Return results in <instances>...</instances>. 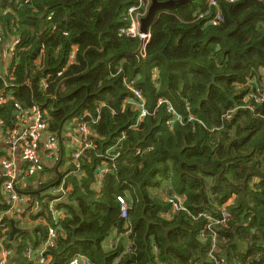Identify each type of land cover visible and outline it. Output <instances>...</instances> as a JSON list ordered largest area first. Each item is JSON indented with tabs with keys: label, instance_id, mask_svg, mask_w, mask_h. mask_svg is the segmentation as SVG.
<instances>
[{
	"label": "trees",
	"instance_id": "obj_1",
	"mask_svg": "<svg viewBox=\"0 0 264 264\" xmlns=\"http://www.w3.org/2000/svg\"><path fill=\"white\" fill-rule=\"evenodd\" d=\"M148 1L136 10L141 39L125 33L139 0H0V157L10 153L1 136L21 131L31 109L55 140L67 126L89 129L91 146L61 173L66 216L49 264L76 254L92 264H209L213 235L219 264H264V0L158 8L142 31ZM221 208L225 221L209 222ZM8 219L9 242L11 221L19 225ZM14 235L21 253L31 238Z\"/></svg>",
	"mask_w": 264,
	"mask_h": 264
},
{
	"label": "built area",
	"instance_id": "obj_2",
	"mask_svg": "<svg viewBox=\"0 0 264 264\" xmlns=\"http://www.w3.org/2000/svg\"><path fill=\"white\" fill-rule=\"evenodd\" d=\"M144 6L143 0H139V4L131 6L129 8V16L131 19V26L125 30V33L129 36H135L139 35L141 39H145L148 34L146 33H140L139 32V24H140V17L142 14L137 10V8H140ZM219 17L216 16V19ZM213 22H216L215 20ZM12 50V47H11ZM171 110V108H169ZM31 112V111H30ZM144 113V111L142 110ZM25 119V116H24ZM48 125L46 116L44 115L43 112H40L39 110L35 112V121L32 123L31 126L27 128H23L22 130L15 132L17 136L13 138L12 143L9 140V134L8 133L6 136H1L3 138V144H11L12 149L11 153H13L16 150H19L20 147L22 146V150L25 156V152H33L35 145L30 144L31 141L41 139L43 137V130L45 127ZM74 131L77 132L78 135H82L83 137L80 138V141L83 144H86V149L91 146L90 140H86L85 135H88L89 132H87L86 127L80 126L78 128H73ZM72 131V130H71ZM42 132V135H41ZM40 135V137H39ZM44 139V138H43ZM17 141H21L20 143H17ZM17 143V144H16ZM48 146V145H47ZM20 149V151H21ZM46 149V148H45ZM48 150V148H47ZM49 152L47 153V156L49 157ZM79 153H75L74 150L71 151L70 153V159H76ZM31 157H28L29 159ZM18 167L13 160V158H7L5 156L0 157V188L3 192V194H8V199H6V204L8 205L7 211L4 213L3 217L5 214L9 215H15L17 214V217L19 219L20 223L25 222V218L28 215V213L31 211L28 208H20L18 207V202L19 201H25V196L19 194V188L24 187V181L23 179H17L16 176L23 174L24 176L27 174H24V172L17 170ZM32 171V170H31ZM102 172H99L100 178L101 175L105 172H107L106 169H102ZM19 182V187L18 190L16 189L15 185ZM60 187V190L62 191V196L59 198L52 197L51 200L48 202L49 207L47 206V210L49 213L53 214L54 212V206L57 202L65 199L64 193L68 192L67 188L63 186V181L61 184L58 186ZM53 191V190H52ZM118 202H119V211L121 216L124 218L126 216V210L128 208V203L126 199L123 196H117ZM171 200V199H170ZM173 208H179L181 203L178 204L177 202L180 201H175L173 200ZM33 205V203L31 204ZM3 217L2 220L0 219V232L2 233V238H5L6 235V227L5 224L3 223ZM41 218V217H39ZM53 218V217H52ZM209 222H216V223H223L226 219V209L221 208L220 211V219L215 220L211 216H206ZM57 224L56 221L53 219V223H48L47 224V232L45 235V238L41 241L40 245H38L36 248H34V245L29 242L26 246L23 247L22 249V262L25 260L27 261L26 263L30 264H47L48 263V258H47V250L48 248L54 246L56 236H57V231L55 230L54 226ZM204 233L202 232L201 235ZM214 252H216V244L214 241V235H213V240H212V250L209 252V259L211 262L209 264H219V260L216 258ZM8 256H9V250L5 248L4 246H0V264H13L12 262L8 261ZM92 264L91 261L86 258L85 256L81 254H76L69 264Z\"/></svg>",
	"mask_w": 264,
	"mask_h": 264
},
{
	"label": "crops",
	"instance_id": "obj_3",
	"mask_svg": "<svg viewBox=\"0 0 264 264\" xmlns=\"http://www.w3.org/2000/svg\"><path fill=\"white\" fill-rule=\"evenodd\" d=\"M65 129H69L70 130V127L67 126V127H65ZM40 145H42V144H40ZM55 145H56V148H58L59 151H61L63 153L62 160L63 161L66 160L65 161L66 163L65 162L62 163L61 167L64 166L63 169L65 170V173L67 172V174L70 175L71 173H70L69 170L71 168L69 166H67L68 165L67 162H68V158H69V154H70V149L68 148V144L62 142L60 144H55ZM64 146L66 147V149L64 148ZM4 148H8L9 151H10L9 154H11L10 146L9 147L5 146ZM21 148H22V146L20 147V149ZM20 149H19V151H20ZM42 149L43 148L41 147L39 151H41ZM43 151H44V149H43ZM43 151H41L39 153L40 155L38 154V156H42L41 154H43ZM21 152H23L22 149H21ZM13 153L15 155L14 158L18 161L17 162V167L21 168V169H25V166H26V162H25L26 158H25V156H24V158H20V155H19L17 150L14 151ZM56 153H57V151H56ZM46 155H47V153H45V156ZM6 157H8V156L6 155ZM28 164L29 165L35 164V160L33 158H30L29 161H28ZM45 165H47V162H44L42 164L43 168H42V170L40 172L39 178L36 180L37 184L33 183L32 182L33 180L30 181L31 179H29L28 177L25 180H23L24 183L26 182V185L28 184L29 188H31V190H33V191H29L30 193L25 196V201H19L18 202V207H20V208H28L33 203V210L36 213H30L29 212L30 214L28 213L29 214L28 218L26 219V221L24 220L25 222H23V223L19 222L17 214H15V215H12V214L7 215V214H5V216H4V217H7L9 219H13L14 222H16V223L18 222L19 226H16V229L20 228L23 232H25L26 237L27 238L28 237L31 238L30 242L33 245L37 244L38 242L41 243V241H42V239H41L42 237L41 236L42 235L40 236L38 234V235L30 236V232L31 231H34V229L37 228V227L40 228L42 225L47 226L48 223H53V219H54V221L59 222L61 219H63L66 216V209H65V204H64V203H66L64 201L65 199L59 201V203L57 202L58 204H55L54 212H53L52 216L49 213V211L47 210V205L45 206V204H46L45 198L49 197L47 195H50V189L47 190V188H49L50 185H52L54 182L58 183V181L60 179H61V181H63V179H64V178H62L63 176L61 175L62 172H59V164L58 165L55 164L53 167H51V168L55 169V172H54V175H53V177H56L55 181L53 183H50V185H47L44 189H41L40 187H37L39 185L38 182H42L43 180L45 181V179L53 178V177L46 178L47 174L50 173V172L48 171L47 168L44 167ZM66 167H68V168H66ZM31 169L33 170L32 167H31ZM61 170H62V168H61ZM52 172H51V175L53 174ZM55 174H56V176H55ZM57 186H59V185L57 184ZM0 190H1V188H0ZM1 192H2V190H1ZM2 195H3V192H2ZM33 195H37L39 197V201H36L34 199ZM1 200H2V197L0 198V201ZM1 206L3 207V204ZM1 206H0V216L4 215V213L1 211ZM48 207H49V205H48ZM38 214H39V217H41V218L38 217ZM23 225H26V226H23ZM5 227H6V225H5ZM10 231H11V224H10ZM44 235H46V234H44ZM1 236H2V233L0 232V246H4L5 248H7L9 250L8 261L12 262L13 264H19L21 258L19 256L18 252L13 249L14 245H16L15 247H17L19 245L13 244V242L10 239H9V242H8L6 240V235H5L4 239ZM115 236H116V232L112 233L110 235V237L108 239H106V241L104 243V245H105L104 247H106V248L109 247L111 245V242H113L112 240L114 239ZM12 245H13V247H12ZM13 259H16V260L13 261Z\"/></svg>",
	"mask_w": 264,
	"mask_h": 264
},
{
	"label": "rangeland",
	"instance_id": "obj_4",
	"mask_svg": "<svg viewBox=\"0 0 264 264\" xmlns=\"http://www.w3.org/2000/svg\"><path fill=\"white\" fill-rule=\"evenodd\" d=\"M144 3L146 4V6H149L150 5V1H148V0H145ZM29 111H31V112H25V114H24L25 115V119H24V122L21 125V126H23V128H27V127L31 126L32 123L35 121V112L36 111L35 110H32V109L29 110ZM86 130H87V132L89 131V129L87 127H86ZM41 135H42V132H41ZM16 136H17V134H15V133H10L9 134V140H10L11 143H12V140H14L13 138H15ZM39 137H40V135H39ZM59 139L60 140L63 139L64 143H67L68 144V148L70 149V152L72 150H74L75 153H79L78 156H77L78 159H79V155L86 149V144H83L80 141L79 137L77 136V132L74 131L73 128L70 127V130L69 129H64V132L62 133V135L60 137L57 136L56 137V140H55L53 138V136H52V133H50V132L47 131V126H46L45 129L43 130V137L41 139L34 140V141H31L30 142V144H32V145L38 144V146H39L38 151L35 152V149L37 147V145H36V147L33 150V152H30V151L25 152V158H26V161H25L26 162L25 169L22 170L21 168H18L17 170L23 171L24 174H27L28 178L31 179L30 181L33 180L32 182L35 183V184H37V181L36 180L40 176V170H42V168H43L42 164L44 162H47V165H45L44 167L47 168L50 173L47 174L46 178L53 177V174L51 175V172H52V170H51L52 168L51 167H53L57 163V161L59 160V158H60L59 157V149L56 148V145H55V144H57L59 142L58 141ZM20 142L21 141H17V143H20ZM40 144H42V145H40ZM7 145H9L10 148L12 149V145L11 144H7ZM41 147L44 148L43 154H41L43 157L42 156H38V153L40 152L39 150H40ZM47 148H48V150H47ZM64 148L66 149L65 146H64ZM56 151H57V153H56ZM48 152L50 153L49 154V157L47 155L45 156V153H48ZM28 157L33 158L35 160V164L29 165L28 164V161H29L30 158L27 159ZM69 161H70V158H68V162ZM69 163H71V162H69ZM31 167L33 168L32 171H31ZM61 168H62V170H61ZM63 168H64V166L61 167L59 165V172H62L64 175H66L67 172L65 173V170ZM66 168H68V167H66ZM104 169H106V168H104ZM100 172H102V171L100 170ZM20 176L21 175H19V176L17 175L16 178L21 180L22 178H20ZM38 183L40 184L41 182H38ZM26 186L29 188V185L28 184L26 185V182H25L24 183V188ZM15 187L18 190L19 182L15 185ZM50 187H53V188L50 190V195H47L49 197H47V198L44 197L45 198V202H46L45 206L46 205L48 206V202L51 200L52 197L59 198V197L62 196V191L60 190V187L57 186V182H54L52 185H50ZM163 187H167V185L165 186V184H164ZM29 189H30V191H32L31 188H29ZM29 193L30 192H28L27 194H29ZM68 193H69V191L66 192V193H64V196L66 197L68 195ZM33 196H34V199L36 201H39V197L37 195H33ZM1 197H2V200L6 201V199H8V194H5L4 193ZM58 203H56V204H58ZM1 205H2V202H1ZM31 206L33 207V205H30L29 207H31ZM128 208H129V205H128ZM29 210H31V208H29ZM171 210H173V209H171ZM34 213H36V212L34 211ZM39 214H38V217H39ZM2 217H3V215L0 216V219L1 220H2ZM120 217H122L121 214H120ZM17 224H18V222H17ZM26 225H23V226H26ZM17 229H20V228H17ZM9 239L13 242V244L20 245L21 240L20 239H17L15 237V235H13L12 237L9 235ZM112 241H114V239ZM112 243L113 242H111V244ZM38 245H40L39 242H38ZM15 246L16 245H14V247L12 246L14 250H16L17 247H18V246L17 247H15ZM18 254H19L20 258H21L19 264H30L29 262L26 263L27 261H25V260L22 262V252L21 253L18 252ZM47 258H48V263L47 264H49V262L51 260V257L49 255H47ZM15 260L16 259H13V261H15Z\"/></svg>",
	"mask_w": 264,
	"mask_h": 264
},
{
	"label": "water",
	"instance_id": "obj_5",
	"mask_svg": "<svg viewBox=\"0 0 264 264\" xmlns=\"http://www.w3.org/2000/svg\"><path fill=\"white\" fill-rule=\"evenodd\" d=\"M191 0H176V1H168V2H163V3H159L156 0H152L151 6L148 9L147 15L141 20L142 23V31H145L146 26L148 23H151L155 14H156V10L162 9V8H167V7H171V6H175L179 3L182 2H189ZM1 146H9L7 144H2ZM6 217L3 218V220ZM20 229H16V227L13 225V221H11V231H10V236L12 237L16 232H20Z\"/></svg>",
	"mask_w": 264,
	"mask_h": 264
},
{
	"label": "flooded vegetation",
	"instance_id": "obj_6",
	"mask_svg": "<svg viewBox=\"0 0 264 264\" xmlns=\"http://www.w3.org/2000/svg\"><path fill=\"white\" fill-rule=\"evenodd\" d=\"M44 149V148H43ZM18 151V153H19V155H20V158H24V153L23 152H21V151H19V150H17ZM8 157L7 158H13V160L15 161V163H16V165H17V160L14 158L15 157V155H14V153H11V154H8L7 155ZM6 157V156H5Z\"/></svg>",
	"mask_w": 264,
	"mask_h": 264
},
{
	"label": "clouds",
	"instance_id": "obj_7",
	"mask_svg": "<svg viewBox=\"0 0 264 264\" xmlns=\"http://www.w3.org/2000/svg\"><path fill=\"white\" fill-rule=\"evenodd\" d=\"M72 171H70V173H71ZM74 172V171H73ZM66 175H68V174H66ZM59 182V181H58Z\"/></svg>",
	"mask_w": 264,
	"mask_h": 264
}]
</instances>
